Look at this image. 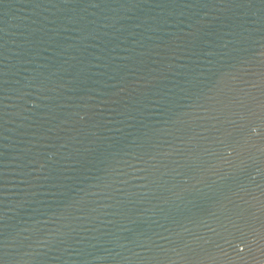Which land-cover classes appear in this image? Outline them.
<instances>
[{"label": "water", "instance_id": "obj_1", "mask_svg": "<svg viewBox=\"0 0 264 264\" xmlns=\"http://www.w3.org/2000/svg\"><path fill=\"white\" fill-rule=\"evenodd\" d=\"M0 264H264V0H0Z\"/></svg>", "mask_w": 264, "mask_h": 264}]
</instances>
